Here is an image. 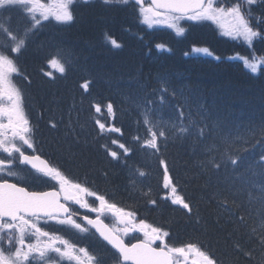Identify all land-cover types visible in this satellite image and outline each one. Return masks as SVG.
<instances>
[{
    "label": "trees",
    "instance_id": "1",
    "mask_svg": "<svg viewBox=\"0 0 264 264\" xmlns=\"http://www.w3.org/2000/svg\"><path fill=\"white\" fill-rule=\"evenodd\" d=\"M219 2L230 6L236 0ZM71 10L72 21H46L15 58L18 72L12 82L21 91L31 135L43 138L38 141L44 146L40 151L59 160L69 180L103 194L118 208L134 211L136 222L143 220L150 228L168 232L169 246L194 243L219 264H264V249L248 243L245 234L255 228L258 239L264 231V193L259 190L264 185V166L258 163L264 154V65L252 74L239 59L251 57L253 49L242 38L223 34L220 23L226 20L181 19L184 32L177 34L168 26L144 24L132 3L79 0L73 1ZM262 14L264 4L256 5L254 17ZM252 24L256 26L257 21L253 19ZM258 27L264 30V23ZM109 33L122 47L116 49L107 42ZM158 44L164 49H157ZM253 45L256 55L264 56V40H255ZM202 47L213 56L193 51ZM56 49L65 53L64 73L46 63ZM86 80L90 87L84 92L80 85ZM165 85L169 91L160 106L159 92ZM145 98L157 101L148 115L153 123L159 120L161 127L174 122L177 104L185 105L193 121L183 138L167 127L169 138L155 155L132 139L144 135ZM109 102L116 112L114 120L107 113ZM93 104L100 106L99 113ZM97 120L114 123L123 134L100 135ZM201 128L203 136L198 135ZM112 139L134 149L127 164L112 160L100 147L107 144L121 152ZM225 152L238 158V164L231 165ZM209 157L221 162L219 171L207 164ZM161 159L167 162L177 194L192 205L191 214L165 198L170 189L164 188ZM140 171L146 175L141 177ZM214 194L242 205L241 211L249 213L248 227L237 230L227 222ZM135 237L125 239H144L142 234ZM237 240L254 249L251 258L235 250ZM107 248L95 256L102 264H114L118 255Z\"/></svg>",
    "mask_w": 264,
    "mask_h": 264
},
{
    "label": "snow or ice",
    "instance_id": "2",
    "mask_svg": "<svg viewBox=\"0 0 264 264\" xmlns=\"http://www.w3.org/2000/svg\"><path fill=\"white\" fill-rule=\"evenodd\" d=\"M104 2L107 4L112 0H104ZM118 2L128 4L130 0H118ZM131 2L137 6L144 24L151 27L162 21L167 22V26L174 28L177 34L184 32V28L179 24L181 19H208L217 23L226 20L227 23H220L223 34L233 39L242 38L243 42L253 49L251 57H239L245 69L256 74L260 66L264 65V56L256 55L253 45L255 40H264V30L258 27L259 24L264 23V14L259 17L253 15L254 7L264 4V0H236V3L230 6L220 5L216 0H151L150 3L147 0H131ZM72 4L73 0H57L55 5L42 3L41 0H0V9L21 7L30 17L29 27L25 29L23 35L12 28L10 18L0 19V101H7V103H0V153L6 154L0 155V173L9 177L17 176V173L11 169L18 158L21 164L30 165L45 177L59 184L58 191H31L0 177V264H33L34 260L47 258L48 252H55L69 261L74 260L76 264H102V261L91 255L88 249H77L68 240L41 227V221L44 224L52 221L59 225L70 226L80 232H87L88 228L78 222L77 217L84 224L95 228L103 241L115 250L114 256L118 253L115 257L117 264H179L181 257L184 259V264H187L190 255L196 257L191 264H219L215 257L202 251L194 243H188L183 247L169 246L165 240L169 236L168 232L159 227L150 228L143 220L135 224L134 211L118 208L115 203L106 200L103 194H98L81 183H73L58 168L50 166L39 156L26 154L27 149L34 150V142L31 137V125L23 112L21 91L12 82V75L18 72L15 58L27 47L29 36L42 27L43 21H50V19H55L59 23L72 21ZM253 19L257 21L256 26L252 24ZM105 39L113 48L122 47L110 33L106 34ZM156 47L164 49L163 44H158ZM193 51L213 56L212 51L207 47L193 48ZM46 63L54 71L64 73L66 70L65 53L61 49L50 52L46 57ZM44 75L51 77L53 73L44 72ZM80 87L87 92L90 81H84ZM168 91L166 85L160 88L158 101L160 106L166 103ZM172 95L175 96V93L173 92ZM156 104L157 101L145 98L144 135L137 134L132 138L142 150H152L154 155L160 152L161 143L169 138L167 127L173 130L174 136L183 138L189 134L193 124L190 114L185 112L184 104L173 106L177 115L170 125L161 127L159 120L153 123L148 112ZM92 107L97 113L101 111L98 104H93ZM106 107L109 117L114 120L116 112L113 104L109 102ZM96 124L100 135L105 132L123 134L122 129L116 127L114 123L106 125L97 120ZM52 127H56V124L53 123ZM203 134L204 129L201 128L198 135L203 136ZM111 143L117 145L122 151H114L107 144H102L100 147L112 160L118 162L122 160L127 164V158L133 154L134 149L117 139H112ZM224 155L227 156L231 165L238 164V158L229 156L227 152ZM258 163L264 166V154L260 155ZM207 164L215 171H219L221 167V162L215 157H209ZM160 165L164 168V188L170 189V193L165 198L191 214L192 205L177 194V189L169 176L166 160L161 159ZM139 175L143 177L146 173L140 171ZM259 190L264 193V185H261ZM87 197L95 199L89 201ZM213 198L216 199L227 222L234 224L237 230L248 227L249 213L241 211L242 205L236 204L235 201L230 203L227 196L214 194ZM96 201L99 202L98 206H95ZM150 203L154 204L155 201L152 200ZM73 205L79 206V209L96 213V218H90L87 214L80 215L78 209L72 207ZM105 213H111L124 227L111 228L106 225L101 219ZM261 228H264V217H261ZM136 232H142L144 239L138 240L137 243L127 244L124 236ZM245 234L248 236V243L258 244L261 249H264V231L259 233L258 239L255 228ZM29 236H34L36 242L27 243L26 237ZM131 238L136 237L132 235ZM157 241L159 244L153 246ZM235 250L249 258L254 251L253 248H246L245 244L239 240L235 242Z\"/></svg>",
    "mask_w": 264,
    "mask_h": 264
},
{
    "label": "flooded vegetation",
    "instance_id": "3",
    "mask_svg": "<svg viewBox=\"0 0 264 264\" xmlns=\"http://www.w3.org/2000/svg\"><path fill=\"white\" fill-rule=\"evenodd\" d=\"M48 0H41L42 3L47 2ZM148 2V1H147ZM21 10V9H19ZM22 11V10H21ZM5 18H11L10 14L7 13H1L0 19ZM15 20L17 17H15ZM30 123V122H29ZM31 125V124H30ZM32 133V132H31ZM33 142H34V150L33 149H27L26 154L30 155H36L44 158L48 164L52 167L58 168L61 173L65 176L62 168L61 163L58 160V162L53 158L46 156L45 154L40 151L44 148L43 145H41L38 141L43 140L41 137H37L34 135H31ZM26 148V146H23ZM0 155H6L3 153H0ZM18 156V154H17ZM59 163V164H58ZM12 171L17 173V176L15 177H9L5 176L4 173H0V177H4L8 179L12 183H17L19 186L26 187L28 190L31 191H48V190H59V184L56 183L54 180H50L49 178L45 177L42 173L38 172L36 169H33L31 166L27 164H21L19 159L17 158L13 165H12ZM72 181V180H70ZM73 183H76L75 181H72ZM98 201L95 202L98 206ZM75 209H78L80 215L87 214L89 217H96V213L88 212L86 209H79V206L73 205L72 206ZM101 219L108 224L111 228H115L114 225L119 224L114 216L111 215V213H105L101 216ZM77 221L82 223L85 227L88 228L87 232H80L70 226L67 225H59L55 222L50 221L48 224H44L43 221H41V227L46 230L50 231L52 233H55L56 235H59L63 237L64 239L68 240L69 243L74 244L76 248H86L88 249L89 253L93 256H95L97 253H104V249H109L107 244H105L93 231L91 227L84 224L82 220L77 217ZM127 236H124V240H126ZM47 239V238H43ZM27 243H35L36 238L34 236L26 237ZM133 242V241H130ZM107 247H106V246ZM61 247H63L61 245ZM47 258L45 259H37L33 261V264H76V262L69 261L67 258H62L59 256V254L55 252H48ZM96 257V256H95ZM105 264V263H104ZM179 264H184L182 261L179 262Z\"/></svg>",
    "mask_w": 264,
    "mask_h": 264
},
{
    "label": "rangeland",
    "instance_id": "4",
    "mask_svg": "<svg viewBox=\"0 0 264 264\" xmlns=\"http://www.w3.org/2000/svg\"><path fill=\"white\" fill-rule=\"evenodd\" d=\"M216 2L220 4L219 0H216ZM56 3H57V0H48V1L46 2V4H52V5H55ZM13 8L21 9L22 12H23L22 17H20V16L17 14V12H16L17 21L15 22V24H14V26H13V29H14V30L18 31L20 35H23L25 29H26L27 27H29V19H30V17L26 14V10H25L24 8H21V7H13ZM10 9H11V8H9V9H0V14H1V13H7L8 11H10ZM50 20L56 21L55 19H50ZM45 22H46V21H43V23H45ZM56 22H57V21H56ZM10 23H11V25L13 24L12 19H10ZM154 25H155V26H157V25H159V26H167V22H163V21H162V22H160V23L153 24L152 26H154ZM197 53H198V52H197ZM199 54L205 55V54H203V53H199ZM261 66H262V65H261ZM261 66H260V67H261ZM0 103H7V101H6V100H3V101H0ZM22 108H23V107H22ZM23 112H24V110H23ZM87 199H88L89 201H91L92 198L87 197ZM94 199H95V198H94ZM96 202H97V201H96ZM95 206H97V204H95ZM134 222H135V224H139V222H136V221H134ZM114 226H115V228H123V227H124V225H122V224H117V225H114ZM140 234L143 235L142 232H136V233H134V234L130 233L127 237L130 238L132 235L135 236V235H140ZM193 259H196V257H195L194 255H190L187 264H191V262H192ZM180 261H182V263H184V259H183L182 257L180 258ZM114 263H115V262H114Z\"/></svg>",
    "mask_w": 264,
    "mask_h": 264
},
{
    "label": "water",
    "instance_id": "5",
    "mask_svg": "<svg viewBox=\"0 0 264 264\" xmlns=\"http://www.w3.org/2000/svg\"><path fill=\"white\" fill-rule=\"evenodd\" d=\"M149 2H151V0H148ZM40 157V156H39ZM41 158V160H44V161H46L44 158H42V157H40ZM47 162V161H46ZM38 163V162H37ZM48 163V162H47ZM30 166V165H29ZM48 191H52V190H48ZM90 218H96V217H90ZM104 222V221H103ZM105 223V222H104ZM106 224V223H105ZM106 225H108V224H106ZM89 226V225H88ZM109 226V225H108ZM89 227H91V226H89ZM110 227V226H109ZM92 228V227H91ZM93 229V231L97 234V236L103 241V239L99 236V233H97L96 232V230H95V228H92ZM103 242H105V241H103ZM138 242V240L137 241H134V242H132V243H137ZM106 243V242H105ZM132 243H127V244H132ZM107 244V243H106ZM108 245V244H107ZM110 246V245H109ZM154 246V245H153ZM111 247V246H110ZM114 250V249H113ZM115 251V250H114ZM118 254V253H117ZM117 264V263H116Z\"/></svg>",
    "mask_w": 264,
    "mask_h": 264
}]
</instances>
